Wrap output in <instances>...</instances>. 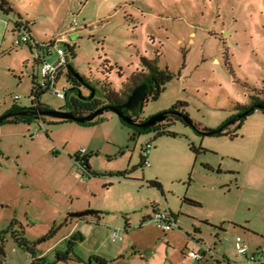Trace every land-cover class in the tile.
<instances>
[{"label": "rangeland", "instance_id": "1", "mask_svg": "<svg viewBox=\"0 0 264 264\" xmlns=\"http://www.w3.org/2000/svg\"><path fill=\"white\" fill-rule=\"evenodd\" d=\"M14 1L33 21L37 40L56 42L47 62L58 60V48L74 46L69 64L96 88L126 93L131 75L150 72L146 60L168 69L174 79L140 117L185 102L194 126L176 120L164 126L176 136L151 132L132 140L134 130L113 112L89 125L51 118L0 124V231L16 220L13 229L22 226L38 256L53 264H89L92 256L109 264H234L242 258L237 237L251 249L264 240V110L241 128L234 122L244 107L264 102V0ZM10 24L14 49L0 71V117L14 105L32 106L43 66L30 46L14 45ZM66 73L41 97L52 110L66 105L55 93L72 88ZM221 127L224 135L203 134ZM82 150L80 158L100 176L75 160ZM125 171L127 178L117 175ZM89 210L100 218H70ZM155 212L172 216L173 229L166 231ZM75 233L85 238L74 246L83 261L57 260ZM6 239L4 264H32L31 252L11 234Z\"/></svg>", "mask_w": 264, "mask_h": 264}, {"label": "trees", "instance_id": "2", "mask_svg": "<svg viewBox=\"0 0 264 264\" xmlns=\"http://www.w3.org/2000/svg\"><path fill=\"white\" fill-rule=\"evenodd\" d=\"M7 6H8V3L6 2V0H0L1 9L4 12L8 13L9 10L6 9ZM64 49H65L66 53L69 50L70 56L73 59L76 58L74 46H71L69 44H65ZM68 60H69V56H68ZM69 63H70V60H69ZM145 63L148 66L150 72L149 73H135V74L131 75V77L129 78V82L131 83V86H128L126 89V93H123V94H120L118 92L111 90L107 84H103L101 88H96L91 83H89L86 78L83 77L85 82L90 84L96 90V95L92 99L87 98V99L83 100V99L78 97V91H79V88L81 86H80L79 82L77 80L73 79L71 77V75L69 74L68 78L73 82V86L68 92H66V97H65L66 105L63 106L62 109L69 110V111L73 112L75 115H86V114H90V113L95 112L96 110H98L99 108H101L102 106H105V105H122L123 103L126 102L127 98L130 96L133 89L135 87H137L138 85H140L141 83H146L148 85L147 102H149L150 100L157 101L160 98V96L165 92L166 86L174 79V74H172L168 69H165V70L159 69V67L157 66L156 63L150 62L148 60H146ZM119 69H120V71L122 70V68H119ZM99 90H100V92L102 91L101 93H102L103 97H97V92ZM47 91L48 90H38L36 81H33V88H32V92H31L32 106L30 108H23V107H20L18 105H14L7 112L20 113V112L25 111V110L28 111L29 109H37V110L50 109L48 106H46L45 104H43L41 102L42 95L45 94ZM103 99H105V101H102ZM105 102H106V104H105ZM255 104H263L264 105V102L256 101ZM255 104L251 108H249L248 106L244 107L243 111L245 112V111L249 110V113L247 114V116L242 117L241 119H239L238 117L236 118V120L234 122H235V125L237 126V128H241L244 121L246 120V118L254 113L255 110L252 108L256 106ZM185 107H187V104L185 102H179L172 107V109L170 111H172V110L177 111V112H180V114H181L179 116H174L173 121L177 120V121L183 122V120H182L183 117L190 120L188 113L183 109ZM143 109H144V107H143ZM143 109L140 111L139 118L143 112ZM125 113H127V112L125 111ZM35 120H36V118L34 116L20 115V116L14 117L12 119L6 120L4 123H10V124H15V125H18L20 123L32 124ZM63 122H65V121H59L57 123H63ZM187 123L188 124H186V123L185 124L189 125V122H187ZM84 124L89 125V124H93V122H86ZM171 124L172 123H168L167 125H171ZM191 124H192V121H191ZM131 128L134 130V134L132 135V140H136L139 135L147 134V133H151V132H155L157 134L156 137H160L162 135L176 136L175 133L168 132L167 130H165L163 125L162 126L157 125L155 127L149 128L147 130H142V129L133 128V127H131ZM204 131H208V130H204ZM221 135H224V133ZM193 149L195 151H197V153L203 151L202 148L196 149L195 147H193ZM144 150H146V149L143 147V151ZM121 154H124V152H122ZM74 158L77 162L79 161L78 154L76 156H74ZM146 158L147 157L141 155V164L142 165L143 164L146 165ZM83 163H84L83 166H84L85 170L89 171L93 176H97V177L100 176L99 173L91 171L90 160L88 157L83 158ZM219 172H221V170ZM117 175L119 177L127 178L129 175V171L119 172V173H117ZM152 185L160 187V184L158 182H152ZM192 203L197 204L196 202H192ZM101 213L102 212H100V211H96L95 215L98 218H100ZM155 213H157V212H155ZM17 224L18 223L16 222V220H14L7 229L0 231V264H4L3 261H5V257H6V249L5 248H6V243H7L6 236L8 234H11L12 238L15 240L16 244L19 247H21L24 250L32 253V257H33L32 264H39L38 262H40V264H53L52 262H49L47 260V257H39L38 256V254H37L38 251L36 249V245L38 243H31L26 239V237L24 235L25 234L24 230L22 229V226L20 227L21 230H17V231L13 230L14 226ZM221 229H222V227H221ZM53 236H54V232L52 231L46 236L45 239L48 240L49 238H52ZM84 240H85V238L81 233H75V234L71 235L68 242H67V250L66 251H58L56 254V259L59 261H68V260H71L72 257H76V259H78V261L82 262L83 259H81L80 257H78L74 253V246L76 245L77 242H79V241L83 242ZM88 263L89 264H109L108 260L101 257V256L90 257V259L88 260Z\"/></svg>", "mask_w": 264, "mask_h": 264}, {"label": "water", "instance_id": "3", "mask_svg": "<svg viewBox=\"0 0 264 264\" xmlns=\"http://www.w3.org/2000/svg\"><path fill=\"white\" fill-rule=\"evenodd\" d=\"M68 71L78 80V82L86 87L90 91L89 96H84L82 94V91H78V97L85 100L87 98H94L96 95V90L88 83L85 82L84 78L80 75L79 72L72 66L68 65L67 66ZM148 96V85L146 83H141L137 87H135L130 94V96L127 98L126 102L123 103L122 105H105L96 110L93 113L86 114V115H75L73 112L69 110H65L62 108L52 110V109H47V110H37V109H29L28 111H22L20 113H14V112H7L3 116L0 117V124L4 123L6 120L12 119L16 116L20 115H30L34 116L36 120H45L46 118H51L54 120L58 121H73L77 122L80 124H84L86 122H94L97 118L101 117L105 112H113L116 115L120 117L122 122L130 127L133 128H139L142 130H147L158 123H162L166 120L167 116L169 114H174L176 112L173 111H166V112H161L158 114H155L146 120L140 121L139 119V114L140 111L143 109L145 106L146 100ZM258 109V110H264V105L263 104H258L252 109ZM125 111L127 113H125ZM249 113L248 111L243 112L238 116L239 119L242 117L247 116ZM178 115H181L180 113H176ZM183 117V116H182ZM183 119L186 122H189L191 124V121L185 117ZM225 131V127H221L217 130H208V131H203V134L206 136H215V135H221ZM96 211L89 210L81 213H76L73 214L71 217H76V218H82L86 217L89 215L95 214Z\"/></svg>", "mask_w": 264, "mask_h": 264}, {"label": "built area", "instance_id": "4", "mask_svg": "<svg viewBox=\"0 0 264 264\" xmlns=\"http://www.w3.org/2000/svg\"><path fill=\"white\" fill-rule=\"evenodd\" d=\"M73 30L77 29V26H72ZM15 41L14 45L16 47H19L23 44L30 46L32 52L35 55L36 62L38 66L40 64H43V66L40 69V75L42 76V82H38L37 78L38 76H35V80L37 82V89L38 90H50L51 88L57 87V82L63 72L67 69V66L69 65V60L67 53L65 49L58 48L57 49V55L58 60L53 64L47 62L48 57L53 55L52 49L55 48L56 42L53 41L48 43H40L37 40L34 39L31 31H30V24H19L16 27L15 31ZM65 90V89H64ZM64 90L61 91L59 89H56V95L59 98H65L66 93H64ZM15 100H18V97L15 98ZM152 148L151 144H148L146 147V150ZM86 151L82 150L80 152L79 156V165L84 167L83 158H80L81 154L85 155ZM146 165H149L148 158H146ZM155 220L157 222H160L163 224V228L166 231L172 230L174 225H176V221L172 216L168 215L167 213H160L157 212L155 214ZM113 238H118V235L116 232L112 233ZM235 247L238 252V255L240 257L245 258V260L238 264H264V245L257 251V253L252 254L250 253V247L247 243L243 241L241 237H237L235 240ZM192 258L195 260H201L203 258V254H196L192 252L190 254Z\"/></svg>", "mask_w": 264, "mask_h": 264}, {"label": "crops", "instance_id": "5", "mask_svg": "<svg viewBox=\"0 0 264 264\" xmlns=\"http://www.w3.org/2000/svg\"><path fill=\"white\" fill-rule=\"evenodd\" d=\"M6 2L8 3V6L6 7V9L9 10L8 13L4 12L0 7V71L2 67L5 66V64L9 62V61L7 62V57L11 59V53H12V50L14 49V46L10 47L9 43L7 42V34L9 32L11 22H14L16 27L19 24H24V23L30 24L31 22L32 25H30V31L34 39L37 40L36 37L34 36V29H33L34 23L33 21H31L27 13H25L24 9L20 7L19 5H17V3L14 0H6ZM13 36H15V31L13 32ZM37 41L40 43L50 42V41H43V40H37ZM40 69L38 70L39 73L38 72L36 73V76H38V74L40 75ZM263 245H264V240L261 243H259L257 246L253 247L252 249L250 248V253L252 254L257 253V251ZM244 260L245 258L242 257L240 261L234 264L241 263Z\"/></svg>", "mask_w": 264, "mask_h": 264}, {"label": "flooded vegetation", "instance_id": "6", "mask_svg": "<svg viewBox=\"0 0 264 264\" xmlns=\"http://www.w3.org/2000/svg\"><path fill=\"white\" fill-rule=\"evenodd\" d=\"M66 71H67V73H66V79H67V82L71 85V86H73V82L68 78V75L70 74L71 75V77L73 78V79H75V80H77L69 71H68V69H66ZM78 81V80H77ZM80 84V83H79ZM80 88H84V86L83 85H81L80 84ZM86 88V87H85ZM102 101H105V99H103ZM146 102H147V100H146ZM105 104H106V102H105ZM255 105H258V104H255ZM249 108H251L252 106H248ZM255 111L254 112H256L258 109L256 108V109H254ZM173 111V110H172ZM173 112H176V113H180V112H177V111H173ZM176 113H174V114H169L168 116H167V118H166V120L164 121V122H162V123H158L157 125H163V126H166L168 123H172L171 121H173L174 119H173V117L174 116H179L178 114H176ZM140 119L141 120H146L147 118H141L140 117ZM182 120H183V122H185L186 124H188L183 118H182ZM193 124V123H192ZM192 124H190L189 123V125L190 126H194V125H192ZM157 125H155V126H157ZM155 126H153V127H155ZM152 128V127H151ZM89 216H92V217H97L95 214H93V215H89ZM89 216H86V217H89ZM70 218H73V217H70ZM74 218H76V217H74ZM83 218V217H82ZM98 218V217H97ZM77 219H81V218H77ZM19 225V224H18ZM21 227V226H20ZM14 230V229H13ZM70 238V237H69ZM69 240V239H68ZM68 242V241H67ZM66 251V250H65ZM75 253V252H74Z\"/></svg>", "mask_w": 264, "mask_h": 264}]
</instances>
